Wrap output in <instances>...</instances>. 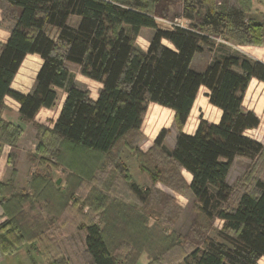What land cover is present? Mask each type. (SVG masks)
Masks as SVG:
<instances>
[{
	"label": "trees",
	"instance_id": "1",
	"mask_svg": "<svg viewBox=\"0 0 264 264\" xmlns=\"http://www.w3.org/2000/svg\"><path fill=\"white\" fill-rule=\"evenodd\" d=\"M1 1L16 16L6 41L0 43V141L15 146L22 135L19 127L1 118L4 98L10 97L19 104L20 120L36 128L33 155L57 156L61 166L78 171L72 160L61 156L69 150L89 153L90 174L85 177L91 176V181L103 159L115 160L119 150L127 148L152 185L159 182L189 195L199 238L185 252L169 236H159L158 225L148 227V218L154 215L145 206L150 190L137 186L125 172L119 178L134 200L93 186L89 212L72 206L75 212L69 218L64 211L70 206L51 181L53 166L48 164L46 173L32 174L29 194L13 187L14 172L9 183L0 185V196H8L0 201L5 218L0 223L2 252L12 254L27 244L44 264H72L57 237L68 236L73 245V234L80 229L85 237L82 250L74 252L76 264H135L143 252L152 259L149 264H162L174 253L182 255V264H258L264 257V181L257 180L256 193H243L235 207L221 205L230 195L227 177L234 160L264 155V143L244 135L257 129L260 119L241 107L250 80L264 83V65L228 55L202 71L191 67L194 56L213 47L215 38L264 47V12L260 21L250 16L253 0ZM178 4L190 25L159 28L156 17H167L168 7ZM47 28L55 29V38ZM142 29L153 31L145 52L134 44ZM28 55L38 56L42 63L30 91L22 95L10 86ZM70 66L101 84L96 100L84 85L71 81ZM200 87L208 90V102L221 116L217 124L200 119L195 133L187 135L182 128ZM58 89L66 94L53 128L35 124L41 109L56 105ZM150 103L174 112L178 133L171 152L162 146L164 129L147 152L138 149ZM28 160L33 163L30 155ZM181 170L191 174L189 185ZM36 204L45 215L25 210V206L35 210ZM214 218L223 223L220 240L207 236Z\"/></svg>",
	"mask_w": 264,
	"mask_h": 264
},
{
	"label": "rangeland",
	"instance_id": "2",
	"mask_svg": "<svg viewBox=\"0 0 264 264\" xmlns=\"http://www.w3.org/2000/svg\"><path fill=\"white\" fill-rule=\"evenodd\" d=\"M15 16H16L15 10L12 7L4 4L3 1L0 0V29H1L0 41H2L4 38L3 32L4 31L8 32L7 30L12 26ZM250 16H253L254 18L258 17L257 13L252 11ZM156 24L159 28L166 29L172 27L173 24L188 27L190 25V21L181 16V5L178 4L174 7L173 6L168 7L167 17L163 18L157 16ZM46 30L47 33L52 38H55L56 35L55 29L47 28ZM152 32L153 31L150 29H148V31H146L145 29H142L140 31L139 38H137L134 42L135 47L138 50L140 51L144 49L146 50ZM219 40L224 41L228 44L235 45V43L230 41H225L222 38H215L214 44H220ZM166 43L168 42L164 40L162 41V44H166ZM214 46L211 48L213 49ZM209 49L210 48H205V50H203L201 53H198V55L196 54L197 56L195 55L196 57L193 60L192 63L193 65L191 66L193 70L195 71L203 70L201 67H203L205 61L209 59L207 57L211 52L209 51ZM204 54H206V58L203 60V58L205 57ZM40 62L41 61L37 56H32V57L29 56L26 58L25 62L23 63V66L27 67V70L30 69L29 79L31 81L33 79V75H35L34 73H36V71L38 70V65ZM70 68H71V81L77 82L76 79L81 80V77L79 76L80 75L79 68L76 66H70ZM18 78L19 76L17 77V79ZM88 86L91 95L95 96L96 91H98V85L89 82ZM61 94L62 92H58V99H60ZM252 99L253 96L249 94L246 99V104H250ZM59 102L60 101L57 100L56 106L59 105ZM56 106L54 107L56 108ZM55 108L51 110L50 120H52L53 116L55 115L54 114L56 111ZM42 115L43 112H41L38 115L37 119L42 118ZM46 125H49V122H47ZM75 153L70 152L69 150L67 155L64 154L61 157H65L66 159L72 160L76 164L78 171L69 170L66 167L61 166L60 160L57 159V156L55 157L53 155L51 156L47 155L43 158H39L38 156L29 154L31 160H33V163L30 162L34 166L33 174H38L40 172L46 173L47 171L46 165L50 164L53 166V168H51V170L49 171L50 179L53 183L57 182L58 179L60 180V184L55 186L58 188L57 190L59 192L64 193L65 195L64 200H67L70 206L69 207L70 209L64 211L65 216H68L70 218L72 216L70 214L72 212L73 213L75 212L72 206L78 208L77 211L79 212L80 211L82 213L89 212L90 210L89 205L92 203V199L95 197V194H93L94 191L93 186L99 185L101 190H103L106 193H108L109 191L110 192L116 191L117 193L119 192L120 194L124 195V197L126 198L133 199L128 191V186L124 182H121V178H119L122 177L123 172H125L126 174L129 175L131 181L137 182V183L135 182L137 186L141 188H148L150 190L151 193L150 201L145 206H146V211L152 212L154 215L148 218L147 221L148 227H151L154 224L158 225L156 228L160 231L159 233L161 235L159 234V236H164V237L169 236L168 240L171 241L172 239V242L177 244L179 248L185 252L187 251V249L193 246V243H196L195 241L199 240V238H197L194 233L193 226H194L195 214L191 210L192 200L190 199L189 195L175 191L159 182L155 184L157 185L156 187L155 185H152L150 179L143 172L141 173V171L139 170L133 152H131L129 149L127 148L120 149L118 152L119 155L115 160H112V158L110 157H106V159H103L101 162V166L96 171H94L95 175L93 179L95 181H91V179L89 178L91 176L85 177L86 175H88L90 169V164H91L90 163L91 161H89V158L91 157L90 154L89 153L75 154ZM33 156L34 159L32 158ZM186 178H188V175H186ZM257 180L264 181V155L258 156L254 159H248L243 157L236 158L231 166V169L227 177V183L231 189L230 195L227 198L226 202L221 205V207L223 208L235 207L239 197L243 193H252V194L256 193L255 182ZM18 191L25 193V191H21V190ZM29 193L30 192L28 193L26 192V194ZM130 203L132 204V206L137 205L133 201H130ZM38 206L40 205L36 204V206H34L35 210L33 211H29V207L25 206V210L28 211L30 214L40 213L41 215H45L46 213H44V211H40ZM222 224L223 223L221 220L214 218L210 227V231H208L207 233V236L210 238H216L220 240L218 234L220 231H222ZM79 231L81 230L79 229ZM75 238H76L74 240L76 241L75 244L77 246V249H79L80 246L78 244V239L80 241H82V239L81 237H78V235ZM64 243L65 242L60 241V244L64 245ZM142 254H146V253L143 252ZM181 256H182L181 254L177 255L174 253L171 256L169 254L164 257V262H162V264H182ZM146 257L148 258L149 262L152 260L149 258L147 254ZM137 262L135 264H138ZM72 264L74 263L72 262ZM139 264H142V262ZM258 264H264V257L258 261Z\"/></svg>",
	"mask_w": 264,
	"mask_h": 264
},
{
	"label": "crops",
	"instance_id": "3",
	"mask_svg": "<svg viewBox=\"0 0 264 264\" xmlns=\"http://www.w3.org/2000/svg\"><path fill=\"white\" fill-rule=\"evenodd\" d=\"M252 12L257 13L258 17L255 19L257 21H260L259 14L264 12V0H253ZM145 30L148 31V29ZM3 34H4V38L2 41H0L1 43H4L9 35V33L5 31L3 32ZM139 36L137 38H139ZM219 42L220 44H215L213 49L212 48L209 49V51H211L209 56H207L209 59L205 61V64L203 65V67H201L202 69H204L205 66L211 63L212 61L220 60L221 58L228 55L245 56L250 60L261 62L264 65V47L232 45L220 40ZM148 45L146 47V50L148 48ZM146 50L144 49L142 50V52H145ZM29 56L32 57L36 55H28L26 56V58ZM196 56H194V59ZM204 56L205 57L203 58V60L206 58V54H204ZM26 58L22 62L10 86L11 90L20 93L22 95H25L30 91L35 76L37 74V71L39 70L40 65L42 63V61L40 60L41 62L38 65V70L36 71V73H34L35 75H33V79L31 81L29 79L30 69L27 70V67L23 66V63L25 62ZM20 70L22 71L20 72ZM235 71L237 70L235 69ZM18 76L19 78L17 79ZM79 76L81 77V80L79 79L77 80L75 78L76 81L86 87V89L90 93L89 97L92 100H96L98 96V91H96L95 96H92L88 83L90 82L97 84L98 90L101 88V84L94 82L88 78H85L81 75ZM58 92H62V94L60 99H58V101H60L59 105L57 106L55 105L56 108L54 107L56 111L54 113L55 115L53 116L52 120H50L51 119L50 113L53 108L41 109L34 118L35 124L45 126L49 129L53 128V125L59 115L66 94L65 90L63 89H58L57 93ZM207 93L208 90L206 88L204 87L199 88L196 98L194 100V104L190 111V114L182 128L183 133L187 135H193L198 127L200 119L206 121L209 124H217L219 122L221 111L216 107L212 106L208 102ZM249 94L253 96V99L251 100L250 104H246V99ZM3 104L4 107L1 111L2 120L14 126L19 127L22 131V135L15 146H11L7 143L0 141V185L9 183L12 177V173L14 172L15 174L13 176V187L17 190L28 192V182L33 174V168H34L33 164L30 163V161L28 160V155L34 154L37 146L36 128L32 122H26L20 120L19 112H18L19 104L15 100H13L10 97H5ZM241 107L244 112L252 111L260 119L259 127L257 129L247 130L244 135L263 144L264 143V83L256 79L250 80V83L243 96ZM41 112H43L42 118L37 119L38 115ZM173 121H174V112L172 110L150 103L147 106L146 113L144 114L143 121L140 127V131L143 134V139L140 142L139 150L144 153L150 147H152L158 133L164 129L167 131V134L163 140L162 146L167 152H171L172 149L174 148L175 140L178 133L173 126ZM47 122H49V125H46ZM11 155H13V157L10 158ZM181 175L184 181L186 182V184L189 185L192 180L191 174L186 172L185 170H182ZM186 175H188V178H186ZM156 186L157 185H155V187ZM7 197L8 196H0V201L2 200V198H7ZM4 219H5L4 212L0 205V223ZM77 235L78 237H81V239L83 240L85 237V232L81 230L78 233L73 234L74 237H77ZM69 238L70 237L63 235L61 237H58V242L62 251H64L67 255L69 253L68 256L71 258L72 262L76 264L74 252H76L77 246L75 243L73 245L69 243V241H71ZM60 241L65 242L64 245L60 244ZM78 241H79L78 244L80 246L79 249L82 250L83 248L82 243L79 239ZM141 262L142 264L149 263L146 254L140 255L137 263L139 264ZM34 263L44 264V261L40 255H38L33 251H30L27 244H25L23 248L12 254H5L0 249V264H34Z\"/></svg>",
	"mask_w": 264,
	"mask_h": 264
},
{
	"label": "built area",
	"instance_id": "4",
	"mask_svg": "<svg viewBox=\"0 0 264 264\" xmlns=\"http://www.w3.org/2000/svg\"><path fill=\"white\" fill-rule=\"evenodd\" d=\"M174 26L184 27V26H182V25H177V24H173V25H172V27H174ZM172 27H170V28H166V29H171Z\"/></svg>",
	"mask_w": 264,
	"mask_h": 264
},
{
	"label": "water",
	"instance_id": "5",
	"mask_svg": "<svg viewBox=\"0 0 264 264\" xmlns=\"http://www.w3.org/2000/svg\"><path fill=\"white\" fill-rule=\"evenodd\" d=\"M60 184V180L58 179L57 182H56V185H59Z\"/></svg>",
	"mask_w": 264,
	"mask_h": 264
}]
</instances>
